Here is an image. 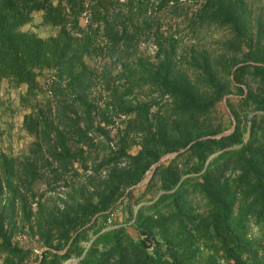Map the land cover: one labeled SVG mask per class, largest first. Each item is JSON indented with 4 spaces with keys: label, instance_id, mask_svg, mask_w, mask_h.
I'll return each mask as SVG.
<instances>
[{
    "label": "trees",
    "instance_id": "trees-1",
    "mask_svg": "<svg viewBox=\"0 0 264 264\" xmlns=\"http://www.w3.org/2000/svg\"><path fill=\"white\" fill-rule=\"evenodd\" d=\"M155 3L0 0L32 137L0 146V264H264V0Z\"/></svg>",
    "mask_w": 264,
    "mask_h": 264
},
{
    "label": "rangeland",
    "instance_id": "rangeland-1",
    "mask_svg": "<svg viewBox=\"0 0 264 264\" xmlns=\"http://www.w3.org/2000/svg\"><path fill=\"white\" fill-rule=\"evenodd\" d=\"M151 1L153 2V5L149 9L150 13L156 11V0ZM155 15L162 19L164 29H168L170 24H176V20H174L173 16L165 10L160 12L157 11ZM41 19L42 17L40 13H34L32 22L25 25L24 29L36 31L44 37L57 34L58 28L44 25ZM154 45V41L151 39L142 42L141 48L154 56L156 53ZM104 62L105 60L103 58H98L99 65H103ZM22 90L23 88L12 86L7 81L3 82L0 89V114L2 115L0 118V127L5 131L0 140V146L5 150L16 154L25 150L26 146L32 139V137L22 128L24 115L26 113V110L20 104V94ZM227 108L225 102L220 105L221 112H224ZM116 217L120 218L118 213L116 214ZM19 239L27 245L35 246L36 251H39L38 253L42 252L43 248L41 245L29 236H20Z\"/></svg>",
    "mask_w": 264,
    "mask_h": 264
},
{
    "label": "water",
    "instance_id": "water-1",
    "mask_svg": "<svg viewBox=\"0 0 264 264\" xmlns=\"http://www.w3.org/2000/svg\"><path fill=\"white\" fill-rule=\"evenodd\" d=\"M230 110V109H229ZM231 112V111H230ZM236 129V122H234V124H233V126H232V128L231 129H229V130H226V131H224L221 135H228V134H230L232 131H234ZM208 136H206V137H203V138H207ZM197 140H194V141H192L186 148H184V149H182V150H180V151H178V152H172V153H168V154H166L165 156H163L154 166H153V168H152V170H150L149 172H148V175H147V177L144 179V180H142L139 184H137V185H135L133 188H136V187H140V186H143L144 184H146L147 182H149L150 181V179H151V177L153 176V174H154V172H155V170H156V168L162 163V162H164L165 160H167V159H169V158H173V157H175L176 155H178L180 152H184V151H186L187 149H189L195 142H196Z\"/></svg>",
    "mask_w": 264,
    "mask_h": 264
},
{
    "label": "built area",
    "instance_id": "built-area-1",
    "mask_svg": "<svg viewBox=\"0 0 264 264\" xmlns=\"http://www.w3.org/2000/svg\"><path fill=\"white\" fill-rule=\"evenodd\" d=\"M80 23L83 27H89L91 24H93L92 11H91L89 4H86V6H85V8L81 14ZM154 47H155L156 52H157V50H158L157 45L155 44ZM118 69L121 70V65L118 66Z\"/></svg>",
    "mask_w": 264,
    "mask_h": 264
},
{
    "label": "crops",
    "instance_id": "crops-1",
    "mask_svg": "<svg viewBox=\"0 0 264 264\" xmlns=\"http://www.w3.org/2000/svg\"><path fill=\"white\" fill-rule=\"evenodd\" d=\"M38 13H40V15H41V17H42V19H41V21H43V11H39ZM23 126V125H22ZM70 262V263H69ZM68 262V264H73V263H76V260H71V261H69Z\"/></svg>",
    "mask_w": 264,
    "mask_h": 264
}]
</instances>
